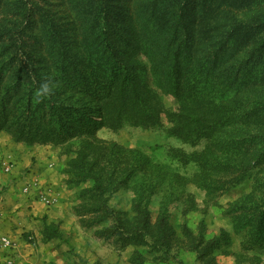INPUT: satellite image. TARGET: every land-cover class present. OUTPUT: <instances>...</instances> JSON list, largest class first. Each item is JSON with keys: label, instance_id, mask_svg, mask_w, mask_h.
I'll return each mask as SVG.
<instances>
[{"label": "rangeland", "instance_id": "1", "mask_svg": "<svg viewBox=\"0 0 264 264\" xmlns=\"http://www.w3.org/2000/svg\"><path fill=\"white\" fill-rule=\"evenodd\" d=\"M37 1L42 14H34L23 37L26 47L21 58L29 66L19 80L18 69L6 70L0 86V237L10 243L0 246V264H264V226L256 233L244 217L250 208L264 205V167L236 181L219 168L205 169L172 156L203 154L207 149L216 155L225 153L221 149L225 136L185 140L167 118L168 112L182 109L183 100L190 102L189 107L194 105L197 115L214 109L216 102L208 92L213 87L222 93L212 79V72L221 73L218 67L211 68L213 56L197 52L204 59L203 68L196 76L189 70L180 91L169 88L164 63L157 68L160 83L154 84L152 61L162 58L163 51L153 56L152 24L143 32L147 11L124 10L121 19L135 16L129 24L138 27L142 44L134 53L139 68L133 75L157 96L159 126L136 127L128 119L119 129L107 127L129 113L117 94L118 76L107 57L83 40L85 31L72 9L81 0H63L65 5L60 0ZM111 1L116 11L130 9L132 3ZM44 17L54 29L46 27ZM2 18L9 17L0 9V24ZM211 24L207 22L208 27ZM72 25L78 26V36ZM123 28L116 46L133 49L135 33ZM59 54L67 61L60 60ZM48 77L57 84L54 94L37 99L35 90ZM206 83H210L208 91ZM232 90L230 102L235 107L247 96L255 99L264 93L258 85L253 90ZM103 109L110 113L108 120L102 116ZM236 118L228 130H234L237 139L255 133ZM247 145L239 143L237 152ZM137 157L148 162L137 172L141 181L153 180L147 209L151 223L164 213L167 248L153 247L149 238L147 245L142 238L127 241L129 234L114 229L119 222L130 226L135 215L128 169H139L134 165ZM97 188L104 189L101 196L94 195ZM105 205L107 210L98 208Z\"/></svg>", "mask_w": 264, "mask_h": 264}, {"label": "trees", "instance_id": "2", "mask_svg": "<svg viewBox=\"0 0 264 264\" xmlns=\"http://www.w3.org/2000/svg\"><path fill=\"white\" fill-rule=\"evenodd\" d=\"M129 1L132 2L130 9H118V11L114 9L111 0H81L76 1L72 7L77 11L80 30L85 31L82 32L83 40L93 43L100 49L107 57L111 71L118 76L115 81L117 94L129 113L125 119L121 117L114 125L107 121L109 124L107 127L119 129L125 126L123 123L128 119L136 127L159 126L161 105L157 96L149 92L148 85L144 81L133 75L139 68L134 60V53L139 47L142 48L136 30L138 27L129 24V20L135 19V16L128 14L121 19L120 15L124 10L130 11L137 7V10H146L148 15V23H145L143 32H148L150 24L156 26L154 31L152 27L149 32V36L154 35L155 38L153 56L163 51L164 60L159 55L158 59L156 57L152 61L154 84L160 83L157 68L164 63L162 70L169 81V88L180 91L182 83L184 84L189 77V70L196 76L197 71L203 68L201 65L204 59L200 60L201 55L198 53H203L204 56L210 53V57L213 56V61L210 62L212 70L215 67L221 70L220 74L212 72V79L217 82L215 85L220 86L217 89L222 95L213 91L216 89L213 87L210 88L209 95L207 93L210 99L217 103L214 109L209 113L197 115L199 112L194 105L189 107L190 102L183 100L182 109L178 112H168L167 118L174 124L175 130L181 132L179 135L185 136V140L194 141L197 137L204 136L216 140L225 136L221 146L225 153L216 155L207 149L203 154L192 153L190 156L172 154V156L180 160L182 158L190 160L198 166H204L205 169L219 168L236 181L243 180L249 172L264 167V93L255 99L247 96L242 103L237 102L236 107L230 102L231 96L235 93L232 89L235 88L237 90L242 88V91L253 90L258 85L264 91V0H115L116 3L123 4L130 3ZM59 4L65 5L63 0H60ZM0 9L9 17L2 18L0 24L1 86L6 70L18 69L19 72L16 70L15 75L19 80L20 74L28 68L29 64L21 58L26 47L23 37L31 27L34 14H42L43 7L37 0H0ZM197 14L199 17L196 21ZM124 18L127 21L122 25L120 23ZM43 21L48 29H54L49 19L44 17ZM207 22L213 23V26L211 24L208 27ZM78 26L72 25L75 33ZM123 27L135 33L133 49L124 48L122 45L116 46V43H119L120 31L126 30ZM126 34L128 35L129 32L127 31ZM190 48L192 51H189ZM59 59L63 62L67 61L60 54ZM62 65L64 64L59 66ZM207 78L209 76L205 75V82ZM209 85L210 83L204 85L206 91ZM248 92L247 90L246 93ZM29 111L30 107L25 109L23 114L26 116ZM109 114L107 110H102V116H106L107 120ZM233 118L243 119L245 123L242 124L245 128L248 131L255 130V133L248 134L247 139H237L233 135L234 130H228L230 125H233ZM224 130L229 134L224 135ZM245 142H248V145L238 149L237 152V145ZM145 159L137 157L134 165L139 169H128L132 174L131 186L135 192L132 200L135 214L133 221L130 226L129 223L119 222L114 229L116 232L121 231L122 235L129 234V239L124 238L127 241L136 242L137 239L142 238L144 240L141 242L147 245L149 243L145 239L149 238L153 247L167 248L169 232L165 225L164 213L158 216L155 223H151L147 209L148 197L153 190V180L141 181L140 172H137L141 170V165L148 163ZM96 190L98 193L94 195L101 196L104 189ZM93 191H90L91 195ZM107 207L105 205L98 208L107 210ZM244 217L247 218L246 223L251 225V229L260 233L264 226V205L254 206L252 210L250 208L249 213Z\"/></svg>", "mask_w": 264, "mask_h": 264}, {"label": "clouds", "instance_id": "3", "mask_svg": "<svg viewBox=\"0 0 264 264\" xmlns=\"http://www.w3.org/2000/svg\"><path fill=\"white\" fill-rule=\"evenodd\" d=\"M56 87L57 84L51 77L45 78L35 90V96L37 99H46L54 94Z\"/></svg>", "mask_w": 264, "mask_h": 264}, {"label": "built area", "instance_id": "4", "mask_svg": "<svg viewBox=\"0 0 264 264\" xmlns=\"http://www.w3.org/2000/svg\"><path fill=\"white\" fill-rule=\"evenodd\" d=\"M9 245V240L6 237H0V246L6 247Z\"/></svg>", "mask_w": 264, "mask_h": 264}, {"label": "crops", "instance_id": "5", "mask_svg": "<svg viewBox=\"0 0 264 264\" xmlns=\"http://www.w3.org/2000/svg\"><path fill=\"white\" fill-rule=\"evenodd\" d=\"M6 236H8V235H6ZM8 237H10V236H8ZM16 249H14L13 251H15ZM14 260V259H13Z\"/></svg>", "mask_w": 264, "mask_h": 264}]
</instances>
